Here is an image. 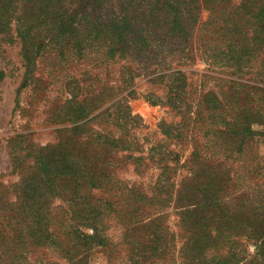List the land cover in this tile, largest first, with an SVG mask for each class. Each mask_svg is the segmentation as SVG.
<instances>
[{"label":"trees","instance_id":"16d2710c","mask_svg":"<svg viewBox=\"0 0 264 264\" xmlns=\"http://www.w3.org/2000/svg\"><path fill=\"white\" fill-rule=\"evenodd\" d=\"M96 1L102 0H37L34 9L31 7L30 12H25L31 13L34 19L35 15L54 18V48H61L62 60L66 54L75 63L99 58L104 67L107 62L120 65L118 83L104 84L97 93L90 83L86 87L89 97L77 100L79 88H70L76 91H71L54 115L55 125L69 124V127L55 130L59 136L54 143V170L46 163L51 151L40 153L31 177L32 185L26 186V192L54 188V193L69 192L71 195L68 204L72 207V220L78 219L76 215L83 223L68 225L67 234L61 235L58 230L54 235L55 247L73 257L88 242H94L95 229L92 228L93 236H86L77 229L94 225L101 210L86 199L95 191L104 195L118 192L120 199H126L121 212L126 213L123 219L128 222L122 228V238L129 239L125 244L130 256L128 264H143L141 260L134 261L138 251L144 254L139 255L143 262L151 259L149 264H153L154 259L159 260L158 243L155 242L159 225L150 217L152 227L144 226L146 228L139 234L142 228L135 225L134 215L152 209L153 214H158L156 211L166 208L172 195L175 208H190L211 215L202 223L180 220L178 237L184 241L178 247V264H264V230L260 227L264 225V183L248 188L247 193L251 195L245 194L236 203V198L227 195L228 189L233 188L229 170L204 159L206 155L215 154L213 147L229 153L237 148L242 153L246 142L257 134L254 126H264V0H239L237 5H230V0H202L209 17L215 16L214 12L222 7L229 10L217 17L216 21L222 24L220 35L212 40L202 35L198 40V56L209 67L226 70L231 79L226 81V91L198 90L196 93L182 70L186 68L185 53L189 46L185 32L187 21L172 12V0L146 2L151 27L167 29L165 33L154 35L132 31L131 24L135 20L127 18L124 11L119 17L105 21L81 23L79 17L84 15L90 2ZM10 2L0 0L5 7ZM243 28H248L247 33L242 32ZM31 40L28 35L23 49L26 60L31 59L28 52L35 48L36 54L40 45H34ZM172 44H175L174 49ZM139 71L150 76L146 82L160 92L159 95L150 92L142 98L149 104L168 108L179 117L178 123L159 124L163 139L192 141L190 159L181 165L176 164L180 157L178 151L157 144L142 154L144 151L137 143L134 131L140 125L138 119L130 115L120 92L131 95L130 87L139 77ZM91 80L97 82L98 78L94 76ZM106 101L111 102L98 110ZM198 138L204 140L203 147L194 142ZM172 154L175 165L169 166L167 159ZM126 164L136 176H143L150 169L158 173L148 188L133 183L128 185L115 174ZM177 169L184 172L179 181L172 179ZM110 209L108 206L107 212ZM39 234L42 238L41 245L36 243L38 246H44L42 242L53 238L52 231L43 230ZM59 234L65 240L57 239ZM236 236H243L252 245V255L244 253V246L243 251L239 246L241 253L238 255L233 241ZM168 253L171 260L174 254V263L176 251L169 248Z\"/></svg>","mask_w":264,"mask_h":264},{"label":"rangeland","instance_id":"374dc122","mask_svg":"<svg viewBox=\"0 0 264 264\" xmlns=\"http://www.w3.org/2000/svg\"><path fill=\"white\" fill-rule=\"evenodd\" d=\"M36 1L11 0L7 7L0 3V264H128L130 256L125 244L129 239L122 238L123 225L128 222L123 219L126 213L121 212L126 205V199H120L118 192L111 191L104 195L95 191L87 197L86 202L101 210L94 225L77 229L86 236H93L92 228L95 229L96 239L94 242H88L86 249L73 257H68L58 250L54 238L58 230L61 231V235L67 234L68 225L73 227L83 223L76 215L74 217L78 219L72 220V207L68 204L70 193H54V188L41 189L36 193L26 192V186L32 185L31 177L37 168L40 153L51 151L46 163L54 170V143L59 136L55 130L69 127V124L55 125L54 115L69 98L71 91H76L70 88L73 86L79 88L80 98L77 100H81L83 97H89L86 87L90 83L97 89L95 90L97 93L96 91L102 90L104 84L118 83L120 79L119 64L112 65L107 62V67L106 65L104 67L99 58H88L75 63L66 54L62 60L61 48H54V29H52L54 18H38L35 15L34 19L31 13H25L30 12L31 7L34 9ZM147 1L149 0L90 2L84 15L79 19L81 23L90 24L95 20L105 21L114 16L119 17V13L124 11L127 18L135 20L130 23V29L136 33L154 35L167 32L166 27L154 29L151 27ZM238 1L230 0L229 4L237 5ZM171 4L172 12L187 21L185 32L186 37L189 38L186 41L189 46L185 53L186 68L182 70L187 74V82L191 89L195 93L198 90L226 91L228 87L226 81L231 79L228 72L204 64L198 56L199 48L196 43L202 35L212 40L222 33V24L216 20L219 15L229 10L228 7H222L220 11L214 12L215 16L209 17L206 4L202 0H172ZM160 16L166 17L161 13ZM183 28L185 30V26ZM241 30L247 33L248 28ZM28 35L34 45L40 43L36 54L35 48L28 52L30 60H26L23 50ZM209 43L214 44L213 41ZM171 48L174 49L175 44H172ZM155 49L158 48L153 50ZM201 57L203 58L202 55ZM138 74L139 77L134 79L130 87L131 95L126 96V91H121L120 96L126 101L130 115L138 119L140 128L134 131V136L144 151L142 154H145L147 148L159 144L164 146V149L178 151L180 157L177 158L176 164L181 165L184 160L190 159L192 141L163 139L159 133V124L178 123L179 117L174 116L168 108L149 104L142 98L147 93L159 95L160 92L157 87L146 82L150 76L143 75L142 71ZM94 76H97V82L91 80ZM240 81L244 82L245 79ZM110 102L106 101L98 110L105 108ZM254 129L257 134L246 142L242 153L237 148L229 153L224 152L222 148L213 147L215 151L213 156L204 155L208 163L212 165L218 163L229 170V176L233 179V188L228 189L227 195L236 198V203L240 198L243 199L245 194L251 195L247 193L250 191L248 188L253 189L254 185L259 186L257 184L264 183V162L255 157V149L264 138V126H254ZM199 138V142L198 140L194 142L203 147L204 140ZM181 141V145H176ZM173 154L167 159L169 166L175 165L172 160ZM131 169V166L126 164L123 170H118L115 174L128 185L133 183L148 188L158 173L157 170L150 169L143 176H136ZM182 175H184L183 169H177L172 179L179 181ZM43 192L44 194H41ZM173 200L171 195L170 203L166 208L156 211L158 214H153L155 211L152 209L134 215L135 225L142 228L138 231L139 234L146 228L144 226L152 227L149 223L150 217L151 220H155V225H159V234L155 240L158 243L159 260L154 259L153 264H178V247L184 241L183 238L178 237L181 234L180 220L184 223L185 221L202 223L211 216L200 210L175 208ZM108 206H111L109 212L106 210ZM65 227L67 229H64ZM260 227L264 230V225ZM43 230L52 231L53 238L42 242L44 246H38L36 243L40 242L41 245L42 238L39 231ZM61 238L65 240L59 234L57 239ZM233 241L236 251L239 246L240 248L242 246L243 251L244 246V253L253 254L252 245L243 236L233 237ZM169 248L176 251L174 263L172 262L174 254L171 260ZM240 253L238 251V255ZM139 255L144 254L138 251L136 259L133 257L134 261L151 263V259L143 262L142 256Z\"/></svg>","mask_w":264,"mask_h":264},{"label":"crops","instance_id":"0c3cea01","mask_svg":"<svg viewBox=\"0 0 264 264\" xmlns=\"http://www.w3.org/2000/svg\"><path fill=\"white\" fill-rule=\"evenodd\" d=\"M264 138L262 139L261 142H259L258 146L255 149V157L261 161L264 162ZM263 148V151H262Z\"/></svg>","mask_w":264,"mask_h":264}]
</instances>
